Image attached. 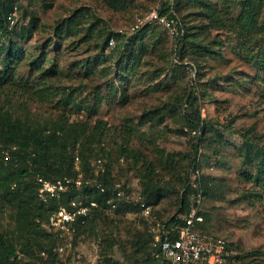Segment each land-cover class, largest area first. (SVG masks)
<instances>
[{"label": "rangeland", "instance_id": "obj_1", "mask_svg": "<svg viewBox=\"0 0 264 264\" xmlns=\"http://www.w3.org/2000/svg\"><path fill=\"white\" fill-rule=\"evenodd\" d=\"M9 1L12 34L0 51L14 44L22 56L8 63L0 108L33 129L84 128L76 152L85 149L90 163L101 157L112 193L124 194L80 237L76 264L161 263L147 252L181 214L186 181L193 204L196 168L208 187L201 230L232 245L229 264H264V0H179L184 40L161 29L120 36L156 0ZM41 78L52 87L47 99L35 92ZM197 112L204 124L192 129L187 118ZM11 156L2 148L6 167ZM88 175L92 182L94 170ZM150 188L162 191L145 217L138 202ZM26 193L13 203L0 196V231L20 264L37 261L42 243L37 218L17 203L35 206Z\"/></svg>", "mask_w": 264, "mask_h": 264}, {"label": "trees", "instance_id": "obj_2", "mask_svg": "<svg viewBox=\"0 0 264 264\" xmlns=\"http://www.w3.org/2000/svg\"><path fill=\"white\" fill-rule=\"evenodd\" d=\"M178 1L179 0H174V6L172 7V9L175 11L174 13L177 16H179L177 13ZM9 3V0H0V38H6L7 36L9 37L12 34L11 29L9 28V17L11 15L14 3H11V6L9 5ZM169 10L171 11V6L168 4H164L163 12ZM183 28L185 30L184 24ZM147 29H161L166 33V30L160 25L147 26L139 32ZM185 38H187L186 30L184 31L182 40H184ZM9 47L11 49L7 50V48H3L0 51V55H4L3 57L0 56V94L5 93L7 91V87H9L8 75L10 71L12 72V70H10L11 66L8 63H10L12 55H14L13 58L15 59L21 58L22 56L21 53L15 50L14 44H10ZM176 55H178L177 52ZM46 75H50L49 72H47ZM41 83L44 85H41ZM38 84L39 87L35 92H38L37 95L39 97H45L44 99H47L52 93V87L46 85L47 83L44 78H41ZM191 97L192 93L187 99V103L189 105H192ZM3 111L4 110L0 108V155L2 148L3 150L4 148L10 149V152L12 154V163L11 166L6 167L0 160V190L2 191V194L0 196L6 197L9 202L13 203L19 199L18 196L22 195V193L27 190V193L24 195L29 196L34 201L35 206H28L27 204H25L24 200H19L17 203L20 204V206L24 205V207L29 210V212L32 213L34 217L37 218V221L41 226L39 227L42 236V243L40 248L38 249V260L35 262H27L25 264H54V262L56 261V256L52 251L54 245L52 235L47 233V231L42 226V223L47 219V215L51 207L44 206L37 200V178L38 176H42L51 180H56L66 175L73 176V161L76 154L80 156L82 167L86 173V177H88V174L92 169L90 166L89 158L86 155V150L81 149V151H79L78 153L76 152V143L78 141L82 142V140H84L86 130L79 127V125L75 126L71 130H66L67 127L62 125L52 129H33L30 125L26 124L20 118H14L11 113ZM96 111L97 110L94 109V112ZM159 123H163V118H160ZM187 124L192 129L200 128L201 125L204 124L203 120L201 119L200 112H197L192 116H188ZM176 132L179 134H185L184 129L177 130ZM196 151H198V148H196ZM196 163L197 161L196 159H194L192 161V165L194 166L196 165ZM107 171L108 170L106 169V173H104L99 179L102 184L106 186V192H100L95 186H84L81 190H72L67 195V197L64 198V201H67V199L71 197L83 196L85 200L95 199L100 203V208L94 210L93 215L88 218L86 224L80 228V232L77 236V241L75 244L76 246L82 235L88 232L98 220L107 216L105 211L108 207L106 204V200L109 197L116 196V194L112 193V180L109 179ZM34 174L36 178L32 181V184H25L24 181H22L23 178L33 177ZM12 185H15V190L13 189L15 192L9 188ZM184 185L185 193L181 197V207L179 210L181 216L177 215L168 220L166 222V225L162 229V235H164L165 232H170L172 236L175 235V227L184 222L183 217L187 215L191 209V200L189 198L191 187L189 186L188 181H186ZM152 187L156 186L153 185ZM207 189L208 187L205 185L203 195H206L208 193ZM161 191L162 190H154L153 188L148 189L145 193L143 201L146 203V205L151 206V204L158 201L157 195ZM114 202L117 204L118 201L114 200ZM129 207L130 206L128 205V208ZM117 209H119V205ZM201 215L204 216V213L202 211ZM229 246L232 249V245L229 244ZM42 251H47L49 253L47 260H44L40 257L39 254ZM159 252L160 249L158 246L156 248H153V251L151 250L147 252L149 260H153L154 262L155 258L153 257L159 254ZM107 261L108 264H120L118 261L113 260L112 258H107ZM147 262L149 261L147 260ZM0 264H20L17 246L1 231ZM135 264H142V262L138 259L137 261H135Z\"/></svg>", "mask_w": 264, "mask_h": 264}, {"label": "built area", "instance_id": "obj_3", "mask_svg": "<svg viewBox=\"0 0 264 264\" xmlns=\"http://www.w3.org/2000/svg\"><path fill=\"white\" fill-rule=\"evenodd\" d=\"M156 0L154 6L148 11L138 16L128 32H120V36L127 38L136 34L140 30L151 25L162 26L168 36L172 39H180L184 35L181 21L173 12V0ZM164 4L171 6V11L163 12ZM12 20V16L9 17ZM110 46L117 44L115 37H111ZM74 175L63 176L56 180H51L42 176L37 178L36 197L40 204L51 207L47 219L42 223L47 233L52 235V251L56 256L54 264H76L77 261L71 258L76 252V241L80 228L84 226L94 210L100 208V203L95 200H85L83 196L71 197L67 201L64 198L72 190H81L84 186L96 187L100 192H106V186L99 180L105 173L102 158L91 160L90 166L95 172L92 182L86 177L78 154L74 156ZM191 185L196 190L194 202L187 215L183 217L184 222L174 229L175 235L165 232L158 234L156 246L160 252L157 257L162 264H229L233 251L228 241L219 235L206 233L201 230L204 224V216L201 215L203 201V188L200 183V171L194 169L192 172ZM114 194L123 197L120 186L114 190ZM129 199L130 196H127ZM109 208H117L114 197L106 200ZM139 209L143 216L148 217L152 212V206L146 205L143 200L138 202ZM40 257L48 259L47 251L40 252ZM75 260V261H74Z\"/></svg>", "mask_w": 264, "mask_h": 264}]
</instances>
